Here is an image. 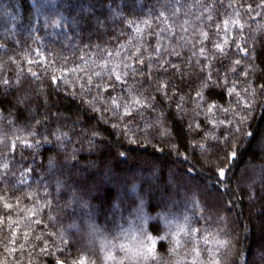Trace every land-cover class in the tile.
<instances>
[{
    "label": "trees",
    "instance_id": "obj_1",
    "mask_svg": "<svg viewBox=\"0 0 264 264\" xmlns=\"http://www.w3.org/2000/svg\"><path fill=\"white\" fill-rule=\"evenodd\" d=\"M53 2L37 8L38 0H0V44L5 45L0 48V78L15 81L20 68L25 70L19 85L0 84V138L9 142L16 141L17 136H27L30 142L40 140L39 148H24L16 141L14 154L0 146V164L5 159L11 161L9 175L0 179V195L6 193L14 205L8 215L0 203V219L4 221L0 224V261L55 264L56 258L71 260L86 253L95 264H112L104 259L101 244L111 248L112 244L131 240L135 233L129 229L142 223L129 214L135 202L143 204V227L149 234L156 235L154 225L159 226L161 235L173 233L168 240H158L161 264H173L177 258H185L190 264L194 254L184 257V253L193 246L200 251L202 264L213 259L220 264H264V89L260 87L264 84V29L260 27L264 25V9L256 7L260 0ZM241 2L245 7H240ZM212 3L216 6L209 11L205 5ZM247 4L255 10L247 12ZM80 10L84 13L78 16ZM160 12L168 19L164 20ZM237 13L243 31L230 27L227 33L216 32V24L236 18ZM209 15L212 22L206 20ZM55 21H59V27L53 26ZM201 30L209 32L203 54L207 61L199 53ZM225 36L229 46H225L226 55H221L214 42L223 45ZM157 40L163 45L164 58L179 63L185 74L183 78L173 76L171 69L156 73L159 65L152 64L151 77L129 76L126 84H117L113 96L127 100L131 90L149 97V107L138 112L134 109V119L125 117L117 122V117L104 111L111 107L107 93L95 87L109 79L108 70L98 65L107 63L108 69L131 73L124 68V63H135L128 60L129 55L140 45L152 51L150 46ZM188 40L192 43L185 44ZM237 45L246 48L250 56H244ZM173 47L181 57L167 55L166 50ZM27 59L36 62L29 65ZM235 59H240V65H232ZM209 63L213 80L224 75L226 65L235 66L237 72L228 71L227 88L211 90L212 102L219 110L214 115L197 116L195 89L201 84L200 68L204 67L206 73ZM29 67L38 77L27 74ZM240 69L249 72L247 79ZM50 75L66 79L50 85ZM157 76L170 77L171 83L182 90L179 102L183 112L176 108L175 88L168 97L155 90ZM232 88L235 91L230 96L228 90ZM98 95L103 104L94 99ZM203 95L207 101L209 89H204ZM21 97L24 102L17 103ZM237 100H241L239 105ZM225 108L228 112L223 111ZM201 109L207 112L203 103ZM193 122L199 127L190 129ZM30 129L37 133L35 137L28 135ZM57 132L67 135L59 142L64 146L54 149L42 137L52 140L54 137L48 134ZM198 133L202 139L194 138ZM233 151L235 158L225 162L224 154ZM49 158L55 159L54 165L50 166ZM221 165L225 179L218 176ZM101 174L107 180L117 179V188L102 184L97 177ZM92 192L98 194L93 198ZM17 199L19 207H15ZM45 199L50 204L41 207ZM30 208L37 209L36 216L30 215ZM209 208L213 215H209ZM49 215L55 219L49 220ZM36 219L42 223L36 224ZM16 220L19 225L13 224ZM89 224L94 225L95 233ZM179 225L199 231L190 237L181 235L187 247L178 249L180 255L176 257L170 249ZM25 231L29 232L27 242ZM60 234L67 243L60 240ZM36 236H42L43 241ZM42 244L52 255L42 252ZM13 248L17 251L10 255L6 249ZM113 251L118 259L123 256Z\"/></svg>",
    "mask_w": 264,
    "mask_h": 264
},
{
    "label": "snow or ice",
    "instance_id": "obj_2",
    "mask_svg": "<svg viewBox=\"0 0 264 264\" xmlns=\"http://www.w3.org/2000/svg\"><path fill=\"white\" fill-rule=\"evenodd\" d=\"M215 3H212L210 6L209 5H205L206 8L209 9V11H211L212 8H215ZM232 5L230 4L229 7H231ZM41 7V5L37 4V8ZM240 7H245V4L243 2H241ZM256 7L262 8L264 9V0H260V2L258 4H256ZM254 7L252 4H247L246 6V11L247 12H252L254 11ZM164 20H167L168 17L165 16V14L163 12H160L159 14ZM206 20L209 22L213 21V17L211 15H209L208 17H206ZM134 23V22H133ZM145 24H148V21L144 22ZM54 27H59V21H55L53 23ZM230 27H236L238 28L240 31H243L244 29V24L241 23L240 20V14L237 13L236 18H231L229 17L228 19H225L222 21V23L220 24H216L215 25V30L217 33H219L221 30H223L225 33L228 32ZM262 29H264V25L260 26ZM169 28H171V25H169ZM183 31H187V28H183ZM164 30L161 29V32H163ZM137 32H140V29L137 28ZM153 35H159L157 33H153ZM173 35L175 36V32H173ZM200 36L202 37V39L199 41V43L201 44V47L199 49V53L200 55L203 56L204 60L207 61L208 57L206 55H203L205 52V47L204 44L205 42L209 39V32L206 30H201L200 31ZM181 39H183V37H181ZM192 41L188 40L185 41V44H191ZM181 47H183L184 45H180ZM193 47H195V44L192 45ZM225 46H229V41L227 39V37L225 36L224 38V44L222 45L219 41H215L214 42V47L218 50V52L221 55H226L225 52ZM5 47V45L0 44V48ZM123 47V45L121 46ZM152 48V51H148L147 48H145L143 45H140L139 47H136L134 49V53L130 54L128 57L129 61L135 60V63H124V68L127 69H131V73H129L128 71H124V72H120L117 71L116 68H112V69H108V65L107 63H105L104 65H98L99 67H101L102 69L108 70L109 72V79L104 82V83H97L95 85V87L97 89H103V91L105 93H107L108 98L110 100V104L111 107H105L104 111L105 113H111L112 116L117 117V122L119 121V119L122 118H130V119H134V109L138 112L140 108H147L149 107V104L147 103L149 97H144L142 93H134L131 90H129L128 93V99L124 100L123 96H113L112 93L115 92L117 84H126L127 81V77L131 76L133 79L141 76L142 74L145 76V78L147 77H151L152 75H154L153 71L150 70V66L152 64H156L159 65V67L156 69V73H160V72H168L169 69L173 70L172 71V75L175 76L177 74H179L181 76V78H183L184 74H185V69L181 67V65L175 61H171L168 59H165L163 54L161 53V48L163 47V45L159 42V40H157V43L155 45H151L150 46ZM237 48L243 52L244 56H250V53L247 51L246 48L241 47L240 45H237ZM167 51V55L168 56H176L177 58L181 57L182 53L180 51H177V49L175 47L171 48L170 50H166ZM39 54V52L37 53ZM109 55H111V53H109ZM213 58H216L215 56H213ZM36 61L32 60V59H27V64L31 65L33 63H35ZM13 63H15V61H13ZM197 63H199V61H197ZM241 61L240 59H235L232 61V65H240ZM139 66V67H138ZM190 66V65H189ZM117 67H119V65H117ZM208 67V71L205 73L204 71V67L200 68V72L203 73V75L200 77L201 80V84L200 87L198 89H195L196 91V97H197V103H196V108L194 109L195 113L197 116L199 115H214V112L216 110H219V106L212 102L213 101V92L211 91L212 89L216 88V87H225L227 88L228 84H229V79H228V71H231L233 73L237 72V68L235 66H225V72L223 76H219L217 75L215 80H213V72L211 70V64H207ZM0 71H3V68L0 67ZM72 71H76L75 69H73ZM25 70L23 67L20 68L19 73L17 74V79L15 81H10L9 79H2L0 78V84H2L4 87H9L11 86L13 83H15L16 85H19L21 83V79L20 76L21 74H24ZM240 72L243 74V76L247 79V77L249 76V72L245 71L243 69H240ZM27 74L30 75L31 77H38V73L33 71L30 67L27 69ZM96 76H101L100 72H96L95 73ZM66 78L61 76V77H57L55 75H50L49 76V82L50 85H58L61 81L65 80ZM88 83L91 84L92 83V77L89 76L88 77ZM156 84V91L161 92L165 97L169 96V92L173 90V88H175V92L174 95L178 97V102L176 104V108L178 110V112H183V104L179 102V100H182L183 97H179V92L182 91L179 86H174L171 83V78H164L162 76H157V79L155 81ZM81 87L83 88V85H81ZM260 87L262 89H264V84L260 85ZM204 89H209V98L207 101H205V97L203 95ZM229 95L231 96L232 92L235 91L234 88L229 89ZM244 91L246 92L247 89H244ZM24 97L18 98L17 99V103H23L24 102ZM95 100H97L98 102H100L101 104H103V101L100 99V96L98 95L96 98H94ZM204 104L205 108L207 109V112L204 113L203 110L201 109V104ZM236 103L239 105L241 103V100H237ZM245 107H248L249 105L247 103H245L244 105ZM224 112H228V109L225 108L223 109ZM111 118V117H109ZM181 119H184V116H181ZM241 119H243V117H241ZM117 124L116 122L113 123V127H116ZM199 124L196 123H190L189 124V128L190 129H194V128H198ZM28 135L31 137H35L37 135V133L33 130H29ZM49 136L54 137V139L49 140L47 136L42 137L44 143H48V144H52L54 146V149L56 148H62L64 145L62 143H59L60 141H62L65 137H66V133H49ZM195 139H202L203 135L198 133L196 137H194ZM70 139V138H69ZM16 141H19L21 145H23L24 148H39L40 146V140H35L34 142H30L28 137H20L17 136L16 137ZM16 141H6L2 138H0V146H3V148L8 149V151L10 153H15L17 150V142ZM215 145H213L214 147ZM203 148V146H201ZM57 155H59V153H57ZM236 153L233 151L231 152V154L229 155L228 153L224 154V161L227 162V160L229 158H235ZM10 159H5L3 161L2 164H0V168L3 169V175L0 176V179H4L9 175L10 169H9V164H10ZM49 164L50 166L55 164V159L54 158H49ZM31 171V170H30ZM219 178L221 179H225L226 178V172L224 170L223 165L220 166V170L218 173ZM59 190V188L57 189ZM35 194V193H33ZM47 197V192L45 191V198ZM10 197L7 196V194L5 193L4 195H0V203L3 204V208L5 210H7V214L10 215L11 212L14 209V205L13 203L9 202ZM48 204H50V201H48L47 199H45V205L41 206H47ZM134 207L129 209V214L131 216L137 217L139 219H141L142 223L138 228H130L129 231L135 233L132 235L131 240H129L128 242H121L118 245L117 244H112L111 248L108 247L107 244H101V248L103 250H105V257L104 259L106 261H111L112 264H149L150 261H157V264H161L160 261V257L158 255V251H157V243L158 240L159 241H164V240H168L169 237L171 235H173V233L171 231H169L168 233L161 235V229L159 228L158 225H154L152 226V231L154 233H156V235H151L149 234V231H147L144 227H143V223L146 222V217H144L142 215L143 213V204H139L136 205L135 202H133ZM82 206L83 207H87L86 203L82 202ZM15 207H19V199H17ZM28 212L30 213L31 216H36L37 215V209L36 208H30L28 209ZM89 215H91V213H89ZM26 219H28V217H26ZM49 220H54L55 218L52 217L51 215L48 216ZM3 219H0V224H3ZM36 224H41L42 221L40 219H36L34 221ZM20 221L16 220L13 221V224L19 225ZM31 223V221H30ZM30 223L28 225L29 229H30ZM167 226V225H166ZM9 227H11V225H9ZM89 228L92 230L93 233H95L96 229L94 227V225L89 224ZM198 229H192L187 225H179L177 226V230L175 231L174 235H175V241H174V245L173 247L170 249V252L173 256L179 257V252L178 249H180L181 247H187V245L184 244V242L181 240V235L185 236V237H190L192 235L193 232H198ZM16 232H19V228L16 229ZM48 235H53L52 233H49ZM24 239L25 242L28 241L29 239V232L25 231L24 232ZM43 237L42 236H36V240L38 241H43ZM125 239H127V233H125ZM60 240L67 243L66 241H64V237L62 234H60ZM11 242H15L14 240H12ZM53 245L56 244V241H52ZM224 243H227L226 241ZM162 246V245H161ZM21 248H23V246H21ZM41 250L42 252L48 254V255H52V253L50 252L48 246L46 244H42L41 245ZM113 250H118L120 252L123 253V256L120 257L119 259L117 258V256L114 254ZM6 251H9V254L11 255L12 253L16 252L17 249L13 248L11 250L6 249ZM57 251H60L63 254V249L57 247ZM194 257L191 259L190 264H202L201 261H199V257L201 256L200 251L198 250V248L196 246H193L192 248L188 249L185 253H184V257L193 255ZM0 264H8V261L5 259L3 261H0ZM55 264H95V260L90 259V257L86 254V253H81L80 255H78L76 258L69 260L67 257L61 259V258H56L55 260ZM173 264H189V261L185 258H177L173 261ZM208 264H220L219 260H210L208 262Z\"/></svg>",
    "mask_w": 264,
    "mask_h": 264
},
{
    "label": "rangeland",
    "instance_id": "obj_3",
    "mask_svg": "<svg viewBox=\"0 0 264 264\" xmlns=\"http://www.w3.org/2000/svg\"><path fill=\"white\" fill-rule=\"evenodd\" d=\"M38 2H39V5H41V8H45V7H47V6H51V5H53L54 4V2H53V0H38ZM78 13V16H80L81 14H83L84 13V11H78L77 12ZM72 27H73V25H72ZM72 30L74 31L75 30V26L72 28ZM97 177H98V179L102 182V184H105V185H107V186H109V187H111V188H117V184H118V181H117V179H106L104 176H103V174H101V175H97ZM176 179H178V180H181L182 178H180V177H176ZM192 189V188H191ZM193 190H194V188H193ZM208 191L212 194L213 193V191H212V189L208 186ZM78 192L80 193V194H82L81 193V191L80 190H78ZM120 192H121V190H120ZM200 192V191H199ZM78 193V194H79ZM122 193H124L123 191H122ZM201 193V192H200ZM98 194V193H97ZM96 194V192H92V196H93V198L97 195ZM83 195V194H82ZM124 198V196H122L121 197V199H123ZM113 208H114V212L113 213H115V211L117 212V206H113ZM167 208V207H166ZM210 210H209V215H213V213H212V208H209ZM96 213H97V215H99V210L97 209L96 210Z\"/></svg>",
    "mask_w": 264,
    "mask_h": 264
}]
</instances>
